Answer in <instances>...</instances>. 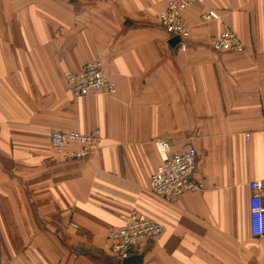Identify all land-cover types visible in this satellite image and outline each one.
Returning a JSON list of instances; mask_svg holds the SVG:
<instances>
[{
  "label": "crops",
  "instance_id": "obj_1",
  "mask_svg": "<svg viewBox=\"0 0 264 264\" xmlns=\"http://www.w3.org/2000/svg\"><path fill=\"white\" fill-rule=\"evenodd\" d=\"M166 2L0 0V264H120L108 235L133 209L164 225L141 264H264L248 187L264 179V0L185 8V49L158 22ZM224 29L242 51L210 46ZM95 59L114 92L72 98L64 71ZM95 130L93 153L52 157V131ZM157 137L196 150L203 190L149 189Z\"/></svg>",
  "mask_w": 264,
  "mask_h": 264
},
{
  "label": "built area",
  "instance_id": "obj_2",
  "mask_svg": "<svg viewBox=\"0 0 264 264\" xmlns=\"http://www.w3.org/2000/svg\"><path fill=\"white\" fill-rule=\"evenodd\" d=\"M206 0H167L158 13V22L171 37H178V46L185 49L184 39L190 34V25L182 17V11L196 3L205 4ZM219 17L218 13L207 7L200 14L201 22H210ZM210 46L216 51H242L243 43L229 29L222 30L210 40ZM63 77L67 91L72 98L88 95L96 90L113 93V83L104 75L98 60L86 62L77 72L64 71ZM100 133L79 131H52L50 144L52 157L77 159L85 157L100 146ZM78 145L76 149H68L70 145ZM160 158L159 164L151 174L149 189L165 200H172L187 191L203 190L202 181L196 177L197 152L189 146L182 151H172L169 141L162 137L153 140ZM251 190L250 222L251 232L255 236L264 235V179L252 180L248 183ZM164 230L158 221L142 218L136 210H131L123 225L109 232L108 241L111 252L119 259L126 258L139 250L145 243L154 240Z\"/></svg>",
  "mask_w": 264,
  "mask_h": 264
},
{
  "label": "water",
  "instance_id": "obj_3",
  "mask_svg": "<svg viewBox=\"0 0 264 264\" xmlns=\"http://www.w3.org/2000/svg\"><path fill=\"white\" fill-rule=\"evenodd\" d=\"M179 38L174 36L170 39V43L175 45L178 43ZM142 256L141 255H129L126 258L121 259L120 264H141Z\"/></svg>",
  "mask_w": 264,
  "mask_h": 264
}]
</instances>
